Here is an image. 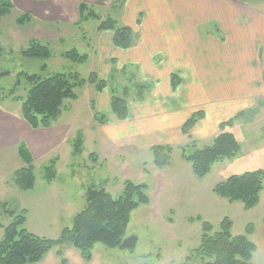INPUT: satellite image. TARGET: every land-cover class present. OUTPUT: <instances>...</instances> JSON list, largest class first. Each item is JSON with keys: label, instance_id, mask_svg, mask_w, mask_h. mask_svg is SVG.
Here are the masks:
<instances>
[{"label": "rangeland", "instance_id": "obj_1", "mask_svg": "<svg viewBox=\"0 0 264 264\" xmlns=\"http://www.w3.org/2000/svg\"><path fill=\"white\" fill-rule=\"evenodd\" d=\"M12 1L14 7L11 12L0 18V109L25 122L20 114L22 101L2 96L10 90L14 91L16 97L25 96L31 85L25 77L19 76L20 72L37 73L40 76L56 72H77L87 78L91 71H96L99 75L98 63L93 57L90 58L99 37L96 31L98 22L92 18L79 19L81 15L77 16L78 10L76 12L74 7L78 0ZM126 1L84 2L102 18L110 15L122 24V10ZM230 1L256 6L264 11V0ZM132 2L141 7L137 0ZM187 2L194 4L196 0H180L183 7ZM122 4L120 11L112 10L116 6L120 9ZM20 13H29L31 20L18 25L16 18ZM209 31L215 32L212 23L200 25L202 36ZM31 40L48 46L51 57L44 61L21 55L19 49L28 46ZM71 49L87 54V60L76 63L61 55ZM42 63L47 65L45 70H41ZM112 63L113 68L105 74V90L122 97L127 87V99L131 93L135 95L139 83L136 71L129 67L117 69L116 61ZM94 91L92 84L85 83L75 89V100L63 102L58 124L65 127V132L55 150L48 149L45 154L32 156L36 181L31 190H19L12 182L13 171L25 165L18 157V146L24 144L28 148L25 141L27 134L18 125L5 122L10 138H7L5 148L0 150V222L7 224L10 221L2 207L3 203H8L12 209H25L24 227L29 232L41 237L57 238L63 228L71 225L73 216L83 208L85 190L89 185L103 187L117 198L122 192L124 181L130 180L146 184L149 197L147 205H140L132 212L126 230V235L137 237L136 246L130 251L108 248L98 243L92 250L91 260L86 261L77 248L63 244L53 247L33 264H192L191 260L186 263L185 257L200 242L201 221H207L218 229L224 217L231 221V234H245L253 243L261 244L264 235V175L259 201L250 209H245L240 202H230L217 196L213 188L232 174L264 170V112L252 118L251 112L246 114V118L252 119L250 123L243 120L236 127L233 125L234 128H231L233 122L226 125L224 130L234 132L238 138L240 151L232 158L214 163L206 176L198 178L193 174L191 164L182 158V148L186 144L178 142V139L176 143L174 139L171 143L163 144L169 145L172 150L168 164L162 168L153 164L150 152L153 145L160 144H143L144 140L140 139L137 145L130 138L110 141L107 137L111 135L108 123H114L116 119L108 114V110L101 111L98 108ZM149 91L147 82L143 83V88L138 89L141 92L139 100H143ZM98 114H103L107 118L106 122L99 123L96 118ZM53 125L39 129L50 130ZM29 129L32 132V128ZM15 132L17 134L13 137ZM77 136L82 137L83 151L74 158L71 153ZM197 144L203 147L208 143L199 141ZM51 162L54 163L56 176L47 182L43 168ZM197 216L200 221L189 220ZM249 224L253 226L251 237L247 233ZM258 259L256 255L254 262H258Z\"/></svg>", "mask_w": 264, "mask_h": 264}, {"label": "crops", "instance_id": "obj_2", "mask_svg": "<svg viewBox=\"0 0 264 264\" xmlns=\"http://www.w3.org/2000/svg\"><path fill=\"white\" fill-rule=\"evenodd\" d=\"M81 1L87 0L76 2V12ZM137 1L141 7L132 0L126 1L121 20L135 34L133 45L128 49L115 47L112 32L97 31L99 37L90 57L98 63L101 78L105 79L106 72L113 68L112 61H116L117 69L135 70L137 81L147 82L150 88L143 100L130 94L128 118L123 121H117L110 112L111 94L105 88L94 91L98 108L108 110L119 122L108 123L110 141L130 138L137 145L140 139L143 144L163 145L178 139L186 144L190 138L182 134L181 127L194 112L202 111V118L189 135L196 143H210L220 123L244 113L245 116L233 120L234 128L233 125L236 127L243 120L250 123L252 117L264 112L263 10L230 0H196L194 4L187 2L185 7L180 0ZM208 23L214 25L215 32L202 36L200 25ZM171 74L179 80L174 89ZM250 112L251 118H246ZM58 121L50 130L30 132L25 122L0 109V150L10 138L5 122L24 129L32 156L55 150L65 132ZM255 245L252 262L264 264V235L261 244ZM256 255L258 262H254Z\"/></svg>", "mask_w": 264, "mask_h": 264}, {"label": "trees", "instance_id": "obj_3", "mask_svg": "<svg viewBox=\"0 0 264 264\" xmlns=\"http://www.w3.org/2000/svg\"><path fill=\"white\" fill-rule=\"evenodd\" d=\"M94 1L103 2L104 0ZM125 1L123 0V3ZM122 6L123 4L120 9H117L118 6L113 7L112 10L120 11ZM13 7L12 0H0V18L9 14ZM77 10L81 15L79 19L80 17L85 20L92 18L98 22L96 31L112 32V43L115 47L128 49L133 45L135 34L131 27L119 24L110 15L102 18L84 1L79 2ZM29 20H31L29 13H20L17 15L16 23L22 25ZM18 52L28 58H40L44 61L51 57L48 46L40 44L37 40H31L28 46L20 48ZM61 55L76 63H83L88 58L87 54L79 53L76 49L65 51ZM46 68V63H42L41 70ZM19 76L25 77L31 85L25 96L16 97L14 91L10 90L2 98L11 97L22 101L21 117L32 129L49 128L61 115L63 102L77 98L76 88L89 83L97 92H101L106 87L105 80L96 71H91L87 78L81 77L77 72H56L46 76L20 72ZM170 79L171 87L174 89L179 80L175 74H171ZM139 87L142 89L143 84L138 83L136 86L137 100L141 94L138 92ZM127 95V87L124 88L122 97L115 96L111 92L110 112L119 121L128 118ZM243 115L244 113H239L234 119ZM202 116V111L194 112L181 127L182 134L190 138L182 148V158L191 164L192 172L198 178L206 176L214 163L234 157L241 148L234 132L224 130V127L231 125L234 119L220 123L219 130L211 142L198 147L196 141L191 139L189 132ZM96 118L99 123L106 122L107 119L103 114L100 116L98 114ZM74 142L71 154L75 158L83 151L82 137L77 136ZM171 150L169 145H153L150 148L153 164L157 168L167 165ZM18 155L25 165L13 171L12 182L19 190H31L36 181L32 154L24 144H20ZM43 174L47 182L55 178L53 162L43 168ZM263 175L262 169L232 174L218 182L213 192L230 202H240L245 209H250L259 201V194L263 188ZM146 189L147 185L144 183L125 180L121 194L114 198L105 188L89 185L85 190L83 208L73 216L71 225L63 228L57 238L41 237L29 232L24 227L25 209H12L8 203H3V212L10 217V221L7 224L0 222L2 229L0 264H33L40 261L50 249L63 244L77 248L86 261L91 260L92 250L98 243L108 248L132 251L136 246L137 237L126 235V230L132 212L140 205L149 203ZM189 220L200 221L201 219L197 216ZM230 227L231 221L227 217L222 219L218 229L207 221H201L200 242L185 257V262L191 260L192 264H254L252 256L256 250L255 243L245 234H231ZM252 232L253 226L249 224L247 233L250 235Z\"/></svg>", "mask_w": 264, "mask_h": 264}]
</instances>
